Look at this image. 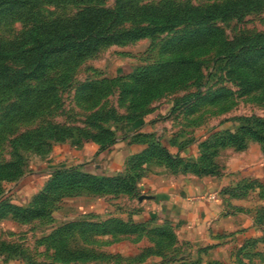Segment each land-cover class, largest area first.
<instances>
[{
	"label": "rangeland",
	"instance_id": "1",
	"mask_svg": "<svg viewBox=\"0 0 264 264\" xmlns=\"http://www.w3.org/2000/svg\"><path fill=\"white\" fill-rule=\"evenodd\" d=\"M135 1L155 7L165 0ZM167 1L185 11L222 2ZM95 4L118 8L117 0ZM82 7L45 5L38 14L45 22L71 20ZM12 18L9 14L0 23V45L25 38L31 29ZM115 22L113 30L124 34L122 39H110L82 57L60 53L48 74L26 81L51 91L35 104L36 115L5 119L23 101L17 94L0 107V165L19 160L21 172L0 185V251L10 247L0 253V264H264V141L254 137L264 138V44L243 48L245 37L264 42V1L205 25ZM141 27L148 30L144 35ZM199 29L215 35L211 41L185 44ZM143 127L155 133L140 132ZM231 135L236 139L229 143ZM27 136L39 139L32 142ZM87 145L97 146L103 159L115 147L141 148L111 176L132 177L138 186L150 175L220 178L233 164L246 178L238 176L228 187L231 224L214 231L140 221L139 196L116 182L100 193L57 190L43 214H30L55 179L49 168L60 162L50 161L55 152ZM163 146L173 155L172 163ZM174 147H191L193 153L185 156ZM258 160L261 167L253 164ZM185 167L189 172H183ZM78 170L94 175L82 165ZM213 171L217 175H210ZM93 196L106 208H91L88 198Z\"/></svg>",
	"mask_w": 264,
	"mask_h": 264
},
{
	"label": "trees",
	"instance_id": "2",
	"mask_svg": "<svg viewBox=\"0 0 264 264\" xmlns=\"http://www.w3.org/2000/svg\"><path fill=\"white\" fill-rule=\"evenodd\" d=\"M95 1L98 0H0V23L7 20L8 18L5 19V17L10 14L13 16V21L23 20L25 23L31 24V29L25 38L16 42L4 43L7 45H0V107L12 100L16 94L19 97L23 96L22 103L15 107L13 112L5 113V119H12L15 114H27L31 117L39 112L35 104L40 101L43 102L44 97L49 96L51 91L49 88H33L26 81L29 79L36 80L40 76L48 74L51 61L56 55L72 53L82 57L110 39H122L125 35L117 34L113 30L115 21L119 18L131 21L141 19L144 22L159 19L173 26L189 23V21L205 25L220 17L236 16L237 13L248 12L255 9L264 0H222L220 3L215 2L206 7H192L188 11L176 8L172 2L167 0L155 7H140L135 4V0H117V10L100 8L95 4ZM45 5L56 7L83 5V7L71 20L45 22L40 20L38 14L39 8ZM145 29L147 28L141 27L139 29L141 35L148 31ZM195 33V35L190 36V40L186 41L185 44L211 41L209 38L215 35L211 31L201 29ZM213 44H217L216 41ZM227 44L231 43L227 42ZM243 44H248L243 48L252 50L257 49L258 44H264V42L260 43L255 39L245 37ZM10 61L15 65L12 66ZM230 137L229 143L230 140L236 139L235 135ZM254 137L259 141H264L262 137L257 135ZM23 138H29L28 140L35 142L39 136ZM110 143L109 147L114 144V142ZM154 145L156 144L153 142L152 147ZM160 150L165 153L163 154L165 159L171 162L173 155L169 153V149L163 146ZM78 169L79 167L74 166L55 170V179L43 192V196L38 197V207L32 210L30 214H43L46 210L44 205L49 201L53 192L66 187H70L74 191L79 190L80 192L81 190L83 193L92 194L106 191L109 185L116 182L118 188L123 184L125 190L133 191L136 196H139L138 183L132 177L116 179L114 177L88 175L80 173ZM183 172L189 171L185 167ZM192 172L194 173V171ZM20 175L19 160L0 165L1 186L3 180ZM197 175L203 176L202 174ZM210 175H217V173L213 171ZM83 180L85 182H82ZM4 249L7 250H1L0 253L10 251L8 246Z\"/></svg>",
	"mask_w": 264,
	"mask_h": 264
},
{
	"label": "crops",
	"instance_id": "3",
	"mask_svg": "<svg viewBox=\"0 0 264 264\" xmlns=\"http://www.w3.org/2000/svg\"><path fill=\"white\" fill-rule=\"evenodd\" d=\"M140 132L155 133L154 129L150 127H143ZM169 137L165 136L162 139L163 142H168ZM125 147L124 149L113 148L109 153H106V157L103 159L102 155L105 153L98 154L99 149L95 145H91L89 148L87 145L80 150L76 146L71 149H66L67 147L63 146L55 152V158L50 160L57 159L60 162L55 161L54 166L49 168L51 172H54L63 167L80 168L82 165L90 174L111 177L124 170L125 162L131 155L142 151L139 147L129 149L127 146ZM173 150L185 156L193 153L191 147L184 150L174 147ZM66 161L69 163L67 164ZM253 164L261 167L262 163L261 160H258ZM253 164L251 165L253 166ZM235 168L236 166L231 164L228 173L220 178L193 175L170 177L165 174L150 175L144 178L138 186L140 193L137 200V205L144 210V214L138 219L159 223L170 221L186 229L222 231L224 226L231 224L230 221L233 218L230 215L231 212H227L231 208L229 204L231 191L228 190V187L234 180H237L238 176L246 178ZM252 176L254 175L249 177ZM141 196H146V199L141 201ZM97 199L96 196L88 198L91 208L105 209L106 204L102 205ZM208 238L211 240L210 236Z\"/></svg>",
	"mask_w": 264,
	"mask_h": 264
},
{
	"label": "water",
	"instance_id": "4",
	"mask_svg": "<svg viewBox=\"0 0 264 264\" xmlns=\"http://www.w3.org/2000/svg\"><path fill=\"white\" fill-rule=\"evenodd\" d=\"M144 199H146V196H141V197H140V200H141V201L144 200Z\"/></svg>",
	"mask_w": 264,
	"mask_h": 264
}]
</instances>
